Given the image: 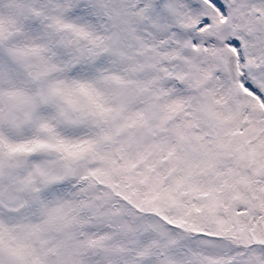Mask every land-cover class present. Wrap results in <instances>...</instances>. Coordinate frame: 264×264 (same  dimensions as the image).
Segmentation results:
<instances>
[{
	"label": "snow or ice",
	"instance_id": "obj_1",
	"mask_svg": "<svg viewBox=\"0 0 264 264\" xmlns=\"http://www.w3.org/2000/svg\"><path fill=\"white\" fill-rule=\"evenodd\" d=\"M0 264H264V0H0Z\"/></svg>",
	"mask_w": 264,
	"mask_h": 264
}]
</instances>
